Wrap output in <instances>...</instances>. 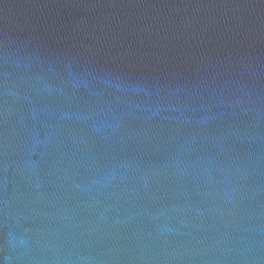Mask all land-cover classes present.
Wrapping results in <instances>:
<instances>
[{
	"label": "water",
	"instance_id": "95a60500",
	"mask_svg": "<svg viewBox=\"0 0 264 264\" xmlns=\"http://www.w3.org/2000/svg\"><path fill=\"white\" fill-rule=\"evenodd\" d=\"M0 264H264V0H0Z\"/></svg>",
	"mask_w": 264,
	"mask_h": 264
}]
</instances>
